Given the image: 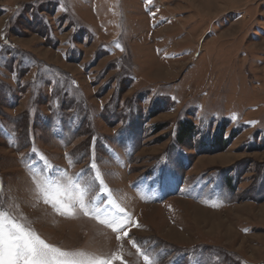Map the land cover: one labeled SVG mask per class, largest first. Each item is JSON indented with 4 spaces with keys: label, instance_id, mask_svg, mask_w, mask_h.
I'll use <instances>...</instances> for the list:
<instances>
[{
    "label": "rangeland",
    "instance_id": "374dc122",
    "mask_svg": "<svg viewBox=\"0 0 264 264\" xmlns=\"http://www.w3.org/2000/svg\"><path fill=\"white\" fill-rule=\"evenodd\" d=\"M32 173L91 182L155 264H264V0H0L4 205L56 246L145 264ZM198 183L229 206L181 200Z\"/></svg>",
    "mask_w": 264,
    "mask_h": 264
},
{
    "label": "snow or ice",
    "instance_id": "6c2138e0",
    "mask_svg": "<svg viewBox=\"0 0 264 264\" xmlns=\"http://www.w3.org/2000/svg\"><path fill=\"white\" fill-rule=\"evenodd\" d=\"M91 167L95 169L96 165L93 163ZM47 168L48 165H45L46 170ZM32 180L33 191L59 215L73 217L79 210L85 216L96 219L111 229L118 242L129 240L137 249V253L143 257L145 264H155L150 254L141 251L137 241L131 239L130 228L139 227V225L133 224L130 215L113 214L110 218L102 219V215H108L106 208L96 204L94 200L86 202L88 193L92 189L91 182L85 181L82 186L67 174L61 182L45 173L39 176L32 173ZM97 180L100 186H103V181L99 179V176ZM0 192H2V185H0ZM14 207L18 208V206ZM120 211L123 212V209ZM24 221L26 217L22 214H15L9 206L4 205L3 198L0 197V264H114V262L127 264L119 251L107 255L84 249L68 250L56 246L41 238Z\"/></svg>",
    "mask_w": 264,
    "mask_h": 264
},
{
    "label": "crops",
    "instance_id": "0c3cea01",
    "mask_svg": "<svg viewBox=\"0 0 264 264\" xmlns=\"http://www.w3.org/2000/svg\"><path fill=\"white\" fill-rule=\"evenodd\" d=\"M218 175H220V174H218ZM223 180H224V178H223ZM197 185H199V183L194 185L191 188L184 189L180 195L182 198H185V199H181V200H185V201H188L190 203L193 202L196 205H198L200 203V205H198L200 207H204V205H202V204H208V205L212 206L211 208L214 210L224 209V208L229 206L228 204L230 203V201L225 200V195H226V193H231V192L227 188L215 189L211 193L208 191L205 193V191H206L205 189L198 188L199 193L197 194L195 192V189H196L195 186H197ZM208 197H210V198H208Z\"/></svg>",
    "mask_w": 264,
    "mask_h": 264
},
{
    "label": "trees",
    "instance_id": "16d2710c",
    "mask_svg": "<svg viewBox=\"0 0 264 264\" xmlns=\"http://www.w3.org/2000/svg\"><path fill=\"white\" fill-rule=\"evenodd\" d=\"M189 126V128H187ZM188 126H183L182 128V131H181V136H180V139L181 140H185L187 136H189L191 133V131L193 130L192 129V126L191 125H188ZM186 131V132H185ZM219 143L220 145H225L221 139H219ZM224 148V146H222V149Z\"/></svg>",
    "mask_w": 264,
    "mask_h": 264
},
{
    "label": "bare ground",
    "instance_id": "6f19581e",
    "mask_svg": "<svg viewBox=\"0 0 264 264\" xmlns=\"http://www.w3.org/2000/svg\"><path fill=\"white\" fill-rule=\"evenodd\" d=\"M238 1H241V0H238ZM212 3V2H211ZM219 3V2H218ZM212 7H214V6H212ZM218 9V8H217ZM221 10V9H220ZM224 10V9H223ZM210 11V10H209ZM235 36V35H234ZM221 37V36H220Z\"/></svg>",
    "mask_w": 264,
    "mask_h": 264
}]
</instances>
